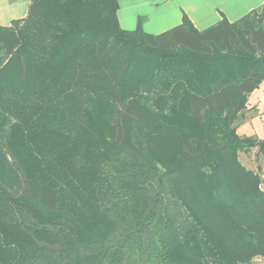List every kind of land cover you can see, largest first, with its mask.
<instances>
[{
    "label": "trees",
    "instance_id": "obj_1",
    "mask_svg": "<svg viewBox=\"0 0 264 264\" xmlns=\"http://www.w3.org/2000/svg\"><path fill=\"white\" fill-rule=\"evenodd\" d=\"M118 8L29 0L0 25V264H253L264 138L237 123L264 82V4L159 34Z\"/></svg>",
    "mask_w": 264,
    "mask_h": 264
},
{
    "label": "crops",
    "instance_id": "obj_2",
    "mask_svg": "<svg viewBox=\"0 0 264 264\" xmlns=\"http://www.w3.org/2000/svg\"><path fill=\"white\" fill-rule=\"evenodd\" d=\"M118 4L117 17L122 29L134 30L138 19H141L144 32L159 34L180 25L184 16L198 31L222 19L234 22L260 8L264 0H118ZM28 5L29 1L21 11L15 2L9 4L0 0V25L8 26L12 20L24 18ZM242 120L243 124L237 128L238 135L264 138V82L248 95ZM260 175L264 190V166H261Z\"/></svg>",
    "mask_w": 264,
    "mask_h": 264
},
{
    "label": "rangeland",
    "instance_id": "obj_3",
    "mask_svg": "<svg viewBox=\"0 0 264 264\" xmlns=\"http://www.w3.org/2000/svg\"><path fill=\"white\" fill-rule=\"evenodd\" d=\"M9 4L15 2V4H18L20 6L21 11L24 10V7L26 5V2L29 0H6ZM246 113V112H244ZM244 116V114H243ZM243 124V120L242 117L240 118V120L237 123V128L241 127V125ZM243 136V135H241ZM239 159L241 164L246 167L247 169H255L257 168V166L262 164V158L261 156L258 154L257 149H251L246 153H240L239 154ZM254 171V170H252ZM253 264H264V257L263 258H256L254 259Z\"/></svg>",
    "mask_w": 264,
    "mask_h": 264
}]
</instances>
